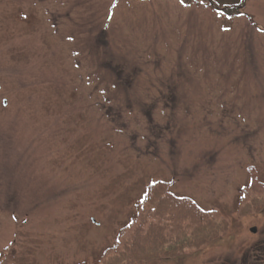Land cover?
<instances>
[{"label":"rangeland","instance_id":"rangeland-1","mask_svg":"<svg viewBox=\"0 0 264 264\" xmlns=\"http://www.w3.org/2000/svg\"><path fill=\"white\" fill-rule=\"evenodd\" d=\"M159 181L231 231L151 264H262L264 0H0V264H102Z\"/></svg>","mask_w":264,"mask_h":264},{"label":"trees","instance_id":"trees-1","mask_svg":"<svg viewBox=\"0 0 264 264\" xmlns=\"http://www.w3.org/2000/svg\"><path fill=\"white\" fill-rule=\"evenodd\" d=\"M170 187L165 181L149 186L146 199L138 203L137 218L121 229L116 244L104 256V264H151L201 252L228 236L229 216L202 209L192 199L173 194ZM251 187L244 188L241 196V214L244 208L256 213L264 207L263 191L249 195ZM1 264L12 263L6 259Z\"/></svg>","mask_w":264,"mask_h":264},{"label":"flooded vegetation","instance_id":"flooded-vegetation-1","mask_svg":"<svg viewBox=\"0 0 264 264\" xmlns=\"http://www.w3.org/2000/svg\"><path fill=\"white\" fill-rule=\"evenodd\" d=\"M261 254L260 261H262V264H264V246H262Z\"/></svg>","mask_w":264,"mask_h":264},{"label":"water","instance_id":"water-1","mask_svg":"<svg viewBox=\"0 0 264 264\" xmlns=\"http://www.w3.org/2000/svg\"><path fill=\"white\" fill-rule=\"evenodd\" d=\"M252 232H253V233H256V232H257V230L254 228V229H252Z\"/></svg>","mask_w":264,"mask_h":264}]
</instances>
